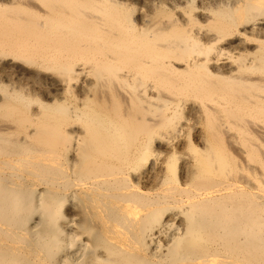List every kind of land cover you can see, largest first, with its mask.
<instances>
[{
    "label": "bare ground",
    "instance_id": "obj_1",
    "mask_svg": "<svg viewBox=\"0 0 264 264\" xmlns=\"http://www.w3.org/2000/svg\"><path fill=\"white\" fill-rule=\"evenodd\" d=\"M0 264H264V0H0Z\"/></svg>",
    "mask_w": 264,
    "mask_h": 264
}]
</instances>
